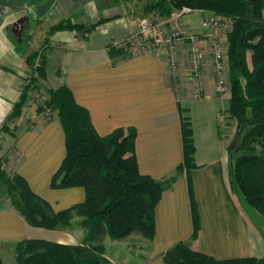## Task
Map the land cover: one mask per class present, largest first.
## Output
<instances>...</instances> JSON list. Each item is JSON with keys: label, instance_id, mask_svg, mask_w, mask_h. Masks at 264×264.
Returning <instances> with one entry per match:
<instances>
[{"label": "crops", "instance_id": "0c3cea01", "mask_svg": "<svg viewBox=\"0 0 264 264\" xmlns=\"http://www.w3.org/2000/svg\"><path fill=\"white\" fill-rule=\"evenodd\" d=\"M50 3L42 20L32 25L31 29L39 28L41 34L35 35L26 51L17 44L24 38L12 37L7 30L8 23L0 26V128L6 124L15 134H5L0 140V157L6 159L12 153L5 170L23 176L33 192L57 212L86 199L83 188H51L52 178L66 156L65 131L57 117L51 121L45 119L37 112L35 100L30 98L21 116L8 123L30 72L25 58L44 46L47 65L42 88L46 91L69 88L76 102L89 111L101 137L120 128L134 129L136 157L143 175L161 180L174 174L184 160L180 106L191 121L197 168L190 172V178L186 173L180 175L173 187L163 192L156 208L155 238L149 241L145 264H164L161 257L164 252L191 239L194 218L189 179L200 227L192 250L219 261L263 259V237L229 188L228 142L220 136L218 123L229 109L226 102L230 94L219 96L216 93L209 49L210 30L202 25L206 14L188 15L181 22L183 32L199 36L206 52L204 93L196 99L189 90L188 44L180 48L185 90L181 94L173 88L162 53L127 60L111 59L108 48L113 43L126 41L137 31L136 18L139 20L141 12L134 11L128 2L50 0ZM154 17L155 21H161L159 16ZM73 19H77V24L98 26L86 37L70 31L56 32L49 37L52 26ZM73 233L32 227L8 200L0 202L2 264H19L15 253L18 242L45 240L73 245L84 239L81 229ZM111 261L117 264L114 259Z\"/></svg>", "mask_w": 264, "mask_h": 264}, {"label": "trees", "instance_id": "16d2710c", "mask_svg": "<svg viewBox=\"0 0 264 264\" xmlns=\"http://www.w3.org/2000/svg\"><path fill=\"white\" fill-rule=\"evenodd\" d=\"M143 7L144 15L156 14L161 20L174 10L191 7L232 21V31L227 38L231 91L229 109L223 114L230 123L242 125L243 133L236 148L228 149L229 188L249 219L246 209L259 215L260 220L255 225L264 240V0H152ZM97 26L67 20L52 26L48 35L70 31L86 37ZM108 53L113 60L129 59V54L122 48L110 46ZM38 57L39 51L26 56L28 69L33 68ZM40 60L37 77L24 90L8 123L21 116L30 94L42 88L47 65L45 53ZM47 92L49 99L45 106L52 112L48 120L57 117L66 136V156L52 178L51 188H83L86 199L57 212L48 201L33 192L23 176L2 169L5 159L0 157V202L8 200L27 224L35 228L68 231L73 227V221L79 219L78 228L85 236L73 245L45 240L18 242L15 244L18 263L113 264L107 257L106 239L123 241L140 234L152 242L156 232V208L163 192L172 188L180 175L186 173L190 178V172L197 168L191 121L180 106L184 160L173 175L157 180L140 172L134 129L120 128L101 137L93 126L89 111L76 102L69 88ZM43 111V107H38V113ZM3 131L15 135L6 124ZM189 194L193 207V235L190 240L179 242L164 252L161 255L164 264H264V258L219 261L192 250L200 227L190 179Z\"/></svg>", "mask_w": 264, "mask_h": 264}, {"label": "built area", "instance_id": "2783aa9c", "mask_svg": "<svg viewBox=\"0 0 264 264\" xmlns=\"http://www.w3.org/2000/svg\"><path fill=\"white\" fill-rule=\"evenodd\" d=\"M192 14H206L202 18L204 28L210 30L208 38L210 40V55L212 57V70H214L216 93L219 96H225L229 84V63H228V43L221 33L232 31V21L229 18L217 16L212 12L198 10L191 7H182L174 10L166 19L161 21H153L149 17H142L137 24V31L126 41L113 43L111 46L124 49L129 58H137L154 53H162L165 62L169 68L170 79L173 88L181 94L184 90L182 81V69L180 65V48L184 44H188V83L192 95L199 99L204 93L203 70L206 64V52L202 47L200 38L197 35L185 34L181 28V22L184 17ZM44 53V49L39 50V57L32 69L25 77L22 86V94L31 84L32 79L37 77V72L41 60L40 57ZM32 97L37 98L31 93ZM39 99L47 101L48 96L41 93ZM36 100V99H35ZM45 119L52 116L50 109L42 113ZM5 125V124H4ZM4 125L0 128V140L5 137L3 131ZM12 153L6 157L2 164L5 169L7 160Z\"/></svg>", "mask_w": 264, "mask_h": 264}, {"label": "rangeland", "instance_id": "374dc122", "mask_svg": "<svg viewBox=\"0 0 264 264\" xmlns=\"http://www.w3.org/2000/svg\"><path fill=\"white\" fill-rule=\"evenodd\" d=\"M151 1L150 0H118V2H121V3L128 2L134 11L141 12V15L139 14L140 18L149 17L151 20L155 21L156 17H154V15H156V14H150V15H144L143 14V10H144L143 5H145ZM153 1H156V0H153ZM16 17L17 16L10 18L7 21V23L11 24L16 19ZM137 18H136V20H137L136 27H137V24L139 21ZM72 21L75 23V21H77V19H73ZM32 27L33 26H31L30 29L27 30L23 34V36H22V38H24L23 41L20 39L21 41L19 40L17 42L18 46L22 47L23 50H25V51L28 50V47L31 44L32 40L35 38V35L41 34L39 28L38 29L37 28L31 29ZM42 31L44 32L45 30H42ZM230 32L228 31V32H224L221 34L225 39H227ZM9 34L11 36L14 35L11 30H9ZM38 45L40 48L41 47L40 43ZM42 48L44 49V46H42L41 49ZM228 76H229V84H228L227 92H229L228 94H230L231 84H230L229 73H228ZM186 89L188 90L189 88H186ZM183 91H185V90H183ZM34 93H35V95H34ZM41 93H43L44 95L49 97L48 92L45 89L40 88V89L34 90L32 92V94L37 97V98H35L36 100L32 97V95H30V98L35 100L34 104L36 105L37 110H38V107H40V106L43 107L45 110H47V107L45 106L46 101H42L38 97L39 94L41 95ZM226 106H229L228 101L226 102ZM43 112H45V111H43ZM220 117H221L220 122L218 123L219 132H220L219 134L223 138V140L228 142V149L233 150L239 144L240 138H241V136L237 135L238 125L235 122L230 123V121L226 120L224 114L221 115ZM228 124H230V125L228 126ZM242 133H243V131H242ZM246 211H248V213L250 215V219L252 220V223L257 224L260 220L259 215H256L251 210L246 209ZM78 222H79V219L74 220L73 221V227H71V229H69L68 231H70L72 233L78 232V230H80V228H78ZM75 233H73V234L75 235ZM104 245L107 248V251H108L107 257H108V259H110V261L112 259H114V261L117 264H124V263H126V264H145L146 258L148 257L147 250L149 248L150 242H149V240H147L146 238H144L140 234H134V235L128 237L127 239L123 240V241H113L110 238H107L106 241L104 242ZM110 256L113 258L111 259Z\"/></svg>", "mask_w": 264, "mask_h": 264}, {"label": "flooded vegetation", "instance_id": "af4514ba", "mask_svg": "<svg viewBox=\"0 0 264 264\" xmlns=\"http://www.w3.org/2000/svg\"><path fill=\"white\" fill-rule=\"evenodd\" d=\"M50 5V0H0V26L7 23L10 18L17 16L11 24L7 25V30H11L16 37L17 35L13 32L14 25L22 22L17 27L19 29L27 23L24 34L33 24L42 20L51 7Z\"/></svg>", "mask_w": 264, "mask_h": 264}, {"label": "water", "instance_id": "95a60500", "mask_svg": "<svg viewBox=\"0 0 264 264\" xmlns=\"http://www.w3.org/2000/svg\"><path fill=\"white\" fill-rule=\"evenodd\" d=\"M20 23L22 22H17L15 25H14V28H13V32H15V34L21 38L22 37V34H23V31L24 29L27 27V23H25L23 26H21L19 29H17V27L20 25ZM17 29V30H16ZM242 131H243V126L242 125H239L238 126V129H237V135L240 136L242 134Z\"/></svg>", "mask_w": 264, "mask_h": 264}]
</instances>
